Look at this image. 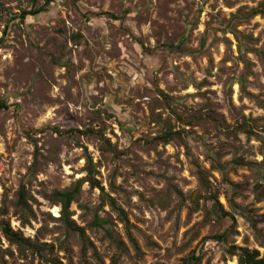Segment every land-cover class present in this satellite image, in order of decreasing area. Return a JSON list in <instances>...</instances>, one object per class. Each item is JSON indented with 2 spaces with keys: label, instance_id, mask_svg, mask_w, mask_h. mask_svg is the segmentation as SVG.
<instances>
[{
  "label": "rangeland",
  "instance_id": "rangeland-1",
  "mask_svg": "<svg viewBox=\"0 0 264 264\" xmlns=\"http://www.w3.org/2000/svg\"><path fill=\"white\" fill-rule=\"evenodd\" d=\"M0 103V264L264 255V0H0Z\"/></svg>",
  "mask_w": 264,
  "mask_h": 264
},
{
  "label": "trees",
  "instance_id": "trees-1",
  "mask_svg": "<svg viewBox=\"0 0 264 264\" xmlns=\"http://www.w3.org/2000/svg\"><path fill=\"white\" fill-rule=\"evenodd\" d=\"M40 10H24L21 13V18L24 19L27 15H34L37 14ZM255 12V11H254ZM5 108L7 107L6 104L0 103V109L1 108ZM91 183L94 186H100V184L96 181L93 180V178H91ZM101 190L103 193L104 192V188L102 186H100ZM77 190H67V191H55V196L56 198L60 201L61 205H62V216L64 217V219L66 220V222H68V225L73 228L74 230L80 231L82 232V228L80 226H77L75 224V222L73 220H71L70 218V206L72 201L75 198V194H76ZM22 196H24V194H21ZM107 195V194H105ZM107 197L110 198V204L115 206L114 204V200L112 197L108 196ZM119 215L121 217V219L127 223V218H125V216H123L124 212L123 210H119ZM256 226V225H255ZM2 230L5 233V235L9 238L10 241L12 242H22L21 237L18 236V234L16 232H14L10 226L9 223L3 222L1 224ZM259 232V231H258ZM260 236L263 237L260 233ZM237 250H234V254H237L239 257V264H264V255L261 256L259 250L257 249H249L246 247H240L239 248V252H236Z\"/></svg>",
  "mask_w": 264,
  "mask_h": 264
}]
</instances>
